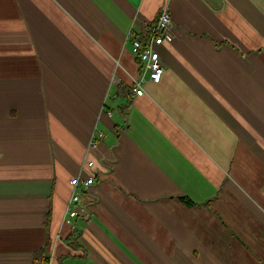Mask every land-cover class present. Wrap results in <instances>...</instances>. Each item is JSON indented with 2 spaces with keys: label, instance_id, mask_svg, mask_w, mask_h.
Returning <instances> with one entry per match:
<instances>
[{
  "label": "crops",
  "instance_id": "obj_1",
  "mask_svg": "<svg viewBox=\"0 0 264 264\" xmlns=\"http://www.w3.org/2000/svg\"><path fill=\"white\" fill-rule=\"evenodd\" d=\"M0 264H264V0H0Z\"/></svg>",
  "mask_w": 264,
  "mask_h": 264
},
{
  "label": "built area",
  "instance_id": "obj_2",
  "mask_svg": "<svg viewBox=\"0 0 264 264\" xmlns=\"http://www.w3.org/2000/svg\"><path fill=\"white\" fill-rule=\"evenodd\" d=\"M131 41V51L139 61V76L133 82L130 93L133 97L142 96L145 94V86L147 83H161L165 74V66L161 59L160 48L167 44H172L176 39L175 24L172 20L168 5L161 7L156 19L153 22H144L135 30L129 32ZM105 134L97 131L93 135V141L89 149L96 148L98 141ZM91 174L89 177L78 175L71 180L73 186V195L70 200L71 205H76L81 194L76 192V189L82 185L90 186L94 184L95 177L98 172L95 169L93 161H87L83 164ZM86 169V170H87ZM77 215V209L71 208L69 217L73 218Z\"/></svg>",
  "mask_w": 264,
  "mask_h": 264
},
{
  "label": "trees",
  "instance_id": "obj_3",
  "mask_svg": "<svg viewBox=\"0 0 264 264\" xmlns=\"http://www.w3.org/2000/svg\"><path fill=\"white\" fill-rule=\"evenodd\" d=\"M183 201L188 205H193L192 201H190L188 198H183Z\"/></svg>",
  "mask_w": 264,
  "mask_h": 264
}]
</instances>
